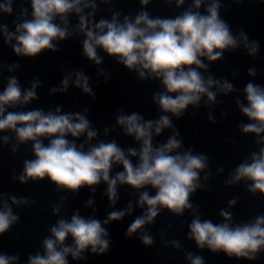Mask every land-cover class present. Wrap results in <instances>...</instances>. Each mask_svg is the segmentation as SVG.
I'll use <instances>...</instances> for the list:
<instances>
[{
  "label": "clouds",
  "instance_id": "9594fccd",
  "mask_svg": "<svg viewBox=\"0 0 264 264\" xmlns=\"http://www.w3.org/2000/svg\"><path fill=\"white\" fill-rule=\"evenodd\" d=\"M114 2L20 0L17 10V0H0V39L17 57L35 60L45 53L60 52L61 42L79 39L82 58L96 66L104 84L112 77L111 71L102 66L107 56L134 73L140 82H157L159 86L151 96L159 113L155 119L117 108L114 124L101 130L89 119L88 107L77 111H66L63 105L30 108L39 100L37 90L44 86L42 80L35 76L24 87L15 75L21 64L0 62V149L8 147L16 154L22 146H31V158L22 161L21 171H14L11 179L21 185L47 180L57 193L73 197L82 189L92 193L83 205L91 209L90 215H82L80 209L63 215L68 211L69 196L59 195L58 202L51 205V215L57 219L48 227L40 248L27 256L26 264H70L87 261L89 254L105 255L112 246L109 226L134 216L137 209L140 213L127 226L125 238H138L145 247L156 243L149 226L162 212L175 217L189 213L186 239L196 249L222 253L236 261H257L264 254V213L234 222L232 209L239 200L234 196L218 211L220 222L204 218L193 196L210 188V157L185 147L173 118H183L189 107L193 115L204 107L209 109L208 121L215 124L213 109L224 104L218 97L236 93V109L247 118L239 122L238 131L241 136L254 138L256 150L227 172L223 185L225 189L243 185L249 196L264 197V84L248 80L241 98V90L232 81L217 78L210 70L225 53L241 49L256 60L260 42L250 39L242 28L233 32L221 16L226 0H137L140 10L134 15L115 9ZM154 2L175 5L179 11L172 16H154L147 10ZM230 2L239 5L244 0ZM253 2L264 5V0ZM104 11L110 18L101 15ZM4 17H13L11 27L3 22ZM61 71L59 84L48 89L50 94L67 93L71 86L96 98L94 87H99V80L93 86L82 69L62 66ZM238 75L233 72V79ZM247 76H257L255 65L247 69ZM220 116L227 118L228 112L222 110ZM166 132L161 142L158 138ZM119 136L131 138L133 146H122L115 138ZM228 143L236 147L235 140ZM224 174L223 167L215 169V176ZM100 185L106 186L103 196L111 209L103 219L98 216L94 199ZM122 188L129 190L131 199L118 208ZM34 203L31 197L0 190V241L20 222L15 209H30ZM160 243L183 251L187 264H206L203 255L185 250L180 240L167 239L163 232ZM0 264H21V257L0 248Z\"/></svg>",
  "mask_w": 264,
  "mask_h": 264
},
{
  "label": "water",
  "instance_id": "95a60500",
  "mask_svg": "<svg viewBox=\"0 0 264 264\" xmlns=\"http://www.w3.org/2000/svg\"><path fill=\"white\" fill-rule=\"evenodd\" d=\"M24 6L30 8L29 5ZM20 7V0H17L14 8L18 10ZM101 7L106 6L101 5ZM113 7L124 14L132 15L140 10L137 0H115ZM147 10L154 16H172L179 11L175 5L168 7L159 2L150 4ZM101 15L110 18V13L107 11ZM221 16L232 26L233 32L242 28L250 39L260 42V51L256 60H252L241 49L236 53H225L224 59L215 62L210 69L217 78L224 77L232 81L241 90V98H243L242 89L248 80L264 84V5L255 3L253 0H244L239 5L226 0L224 8L221 10ZM97 18L99 19V17ZM12 19L13 17H4L3 22L9 23L11 27ZM73 23H75L74 18ZM59 47L61 50L58 53H45L35 60H29L17 57L12 48L5 45L0 39V62L11 64L18 61L21 64V68L15 75L20 79L22 86L27 87V82L35 76H38L43 82L44 86L37 90L39 100L29 105L30 108L48 109L56 105H63L66 111H77L88 107L90 109L89 119L96 128L101 130L105 126L114 124V114L117 108H123L128 113L140 112L146 119H155L159 115L156 106L151 102L152 93L159 90L157 82H140L134 73L128 72L122 65L116 64L112 58L105 56L102 66L111 71L112 77L107 84H104L103 77H98L96 74V66L88 62L86 58H82L79 39L61 42ZM101 54L103 55V53ZM205 62L207 63V61ZM253 65L257 68V76L249 77L247 69ZM62 66H66L67 69L84 70L91 78L93 86L99 80V87H94L96 98L93 100L82 94L79 89L71 86L67 93L50 94L48 89L58 85L62 78ZM233 72L239 73L235 79L232 77ZM8 75L9 73L5 71L4 76ZM2 87L3 82H0V89ZM235 95L236 93H232L228 97H218V99L224 100V104L216 105L213 109L216 117L215 124L208 121L207 112L209 109L204 107H201L195 115L192 114L193 109L189 107L183 118L178 121L173 118L184 140L185 147L191 146L195 151L207 153L210 157L213 171V177L209 181L210 188L208 191H198L194 194L193 203L200 206L204 218L212 219L214 222H220L218 211L226 207L227 200L234 196L239 197L236 207L232 209L234 222H243L257 214L264 213V197L249 196L243 185L230 189H225L223 185L227 172L240 163L249 152L256 150V146L252 142L254 138L241 136L238 131L239 122L247 118L242 117L236 109ZM74 104L78 107L73 108ZM222 110L228 112L227 118H221ZM112 135L115 136V133ZM167 135L166 132L158 139L163 142ZM115 138L124 147L133 146L131 138L123 136ZM230 139L236 141V147L228 143ZM30 147V145L22 146L16 154H13L8 147L0 149V190L18 197H31L35 201L30 209H15L20 215V222L0 241V248L3 251L8 254L18 253L20 255L21 264H26L27 256L40 248V241L48 235V227L55 223L57 217L51 215V205L58 202L59 195L69 196L68 211L62 212L63 215L70 216L75 209H80L82 215L91 214V209L83 207L86 200L92 195L87 189H82L79 195L73 197L71 194L57 193L55 186L47 180L21 185L18 181L11 179L14 171L17 174L21 171L22 161L31 158ZM217 167H223L225 174L220 177L215 176ZM105 187V185H100L94 196L100 219H103L111 211L107 198L103 196ZM128 191L125 188L120 190L121 200L117 204L118 208L124 207L131 199L127 195ZM139 213L140 210L137 209L134 216ZM134 216L125 217L124 220L113 222L109 226L112 246L107 254L100 256L89 254L87 261H70V264H187L183 251L177 252L171 248H165L160 243L161 232L167 239L180 240L185 250L203 255L206 264H264V254H261L255 262H247L229 259L222 253L215 255L206 249L202 251L196 249L194 243L186 239L187 223L191 220L189 213H185L184 217H175L170 213L162 212L155 223L149 226L156 243L153 247H145L138 238H125L127 226Z\"/></svg>",
  "mask_w": 264,
  "mask_h": 264
}]
</instances>
